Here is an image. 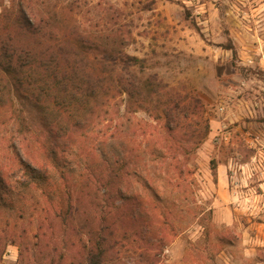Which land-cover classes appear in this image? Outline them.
Masks as SVG:
<instances>
[{
    "label": "rangeland",
    "instance_id": "374dc122",
    "mask_svg": "<svg viewBox=\"0 0 264 264\" xmlns=\"http://www.w3.org/2000/svg\"><path fill=\"white\" fill-rule=\"evenodd\" d=\"M20 8L63 42L88 41L102 64L104 50L138 58L117 71L198 97L210 130L183 146L177 178L161 123L124 94L63 138L12 96L0 109V264H88L89 240L111 220L105 264H264V0H0V33ZM116 167L124 195L106 198Z\"/></svg>",
    "mask_w": 264,
    "mask_h": 264
},
{
    "label": "trees",
    "instance_id": "16d2710c",
    "mask_svg": "<svg viewBox=\"0 0 264 264\" xmlns=\"http://www.w3.org/2000/svg\"><path fill=\"white\" fill-rule=\"evenodd\" d=\"M18 16L13 33L5 28L0 33V109L12 96L23 99L37 110L48 132L63 138L72 130L85 127L101 102L104 105L124 94L129 108L140 109L161 123L164 142L174 150L170 157L174 177L183 176V163L191 152L183 146L188 143L197 146L210 130L201 99L168 88L156 76L141 79L128 68L123 73L117 71L118 63L128 66L138 63L136 57L112 55L104 50L102 64L83 38L63 42L48 21L32 12L29 15L24 8H20ZM98 65H103V71L95 69ZM15 154L29 180L38 179L41 168L24 158L20 148L15 149ZM122 177L120 167L105 176L103 194L106 198H123L119 185ZM0 183H3L2 176ZM110 226L116 227L112 220L103 226V237L99 228L89 240L88 264H105L104 257L111 247L106 239L113 233Z\"/></svg>",
    "mask_w": 264,
    "mask_h": 264
},
{
    "label": "crops",
    "instance_id": "0c3cea01",
    "mask_svg": "<svg viewBox=\"0 0 264 264\" xmlns=\"http://www.w3.org/2000/svg\"><path fill=\"white\" fill-rule=\"evenodd\" d=\"M228 166L219 165L217 167V179L219 181V186H224L225 182H228L227 168Z\"/></svg>",
    "mask_w": 264,
    "mask_h": 264
}]
</instances>
